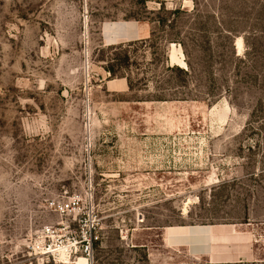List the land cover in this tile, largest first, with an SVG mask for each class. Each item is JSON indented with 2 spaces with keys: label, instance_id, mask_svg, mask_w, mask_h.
I'll use <instances>...</instances> for the list:
<instances>
[{
  "label": "rangeland",
  "instance_id": "1",
  "mask_svg": "<svg viewBox=\"0 0 264 264\" xmlns=\"http://www.w3.org/2000/svg\"><path fill=\"white\" fill-rule=\"evenodd\" d=\"M92 219L88 264H264V0H0V264Z\"/></svg>",
  "mask_w": 264,
  "mask_h": 264
},
{
  "label": "built area",
  "instance_id": "2",
  "mask_svg": "<svg viewBox=\"0 0 264 264\" xmlns=\"http://www.w3.org/2000/svg\"><path fill=\"white\" fill-rule=\"evenodd\" d=\"M79 202L70 200H53L50 202V209L61 219H69L77 213ZM78 216V214H77ZM70 223L60 225H46L36 231L28 243L29 255L42 260L52 261L60 264H77L75 259L83 256L88 261H93L94 244L99 240L98 225L95 219L90 221L86 230L80 235L63 242V234L70 229Z\"/></svg>",
  "mask_w": 264,
  "mask_h": 264
},
{
  "label": "crops",
  "instance_id": "3",
  "mask_svg": "<svg viewBox=\"0 0 264 264\" xmlns=\"http://www.w3.org/2000/svg\"><path fill=\"white\" fill-rule=\"evenodd\" d=\"M207 231V227L189 228L186 234L178 233L177 231L174 232V230H169L168 235L166 237V243L169 246L198 248L196 244L197 240L195 239L200 237V234H203L206 237L210 236L207 234Z\"/></svg>",
  "mask_w": 264,
  "mask_h": 264
},
{
  "label": "bare ground",
  "instance_id": "4",
  "mask_svg": "<svg viewBox=\"0 0 264 264\" xmlns=\"http://www.w3.org/2000/svg\"><path fill=\"white\" fill-rule=\"evenodd\" d=\"M236 47L238 48V50L242 49V47H243L242 39L237 40V46ZM87 261L88 260H86L85 258H80L78 264H88Z\"/></svg>",
  "mask_w": 264,
  "mask_h": 264
}]
</instances>
